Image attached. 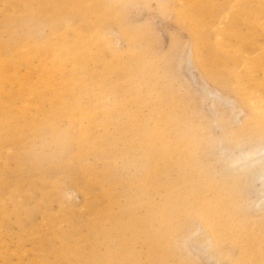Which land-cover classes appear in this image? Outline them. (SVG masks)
I'll list each match as a JSON object with an SVG mask.
<instances>
[{
    "label": "rangeland",
    "instance_id": "rangeland-1",
    "mask_svg": "<svg viewBox=\"0 0 264 264\" xmlns=\"http://www.w3.org/2000/svg\"><path fill=\"white\" fill-rule=\"evenodd\" d=\"M257 146L264 0H0V264H264Z\"/></svg>",
    "mask_w": 264,
    "mask_h": 264
},
{
    "label": "bare ground",
    "instance_id": "bare-ground-1",
    "mask_svg": "<svg viewBox=\"0 0 264 264\" xmlns=\"http://www.w3.org/2000/svg\"><path fill=\"white\" fill-rule=\"evenodd\" d=\"M99 4V3H98ZM201 6V5H200ZM196 14V13H195ZM82 47V46H81ZM96 60V59H95ZM207 65V64H206ZM209 93H211L209 91ZM212 101V100H211ZM255 102V101H254ZM252 105L251 102H248ZM141 104V103H140ZM213 106V105H212ZM233 110V109H232ZM35 127V126H34ZM131 127V125H130ZM153 127V126H152ZM151 128V127H150ZM49 131V130H48ZM51 132V131H49ZM63 132V131H62ZM123 133V132H122ZM65 134V133H64ZM133 134V133H132ZM147 139V138H146ZM145 141V140H143ZM161 150V149H160ZM159 150V151H160ZM229 154V153H228ZM225 155V154H224ZM230 155V154H229ZM15 156V155H14ZM68 157V156H66ZM34 158V157H33ZM51 158V157H50ZM55 158V157H54ZM228 160V159H227ZM46 161V160H45ZM63 161V160H62ZM229 164L236 170H242L244 174L251 171V181L255 184L252 192L258 194V200L255 204L261 208L264 206V146L250 148L248 150L240 151L238 154L232 155L228 160ZM46 163V162H45ZM57 163V161H56ZM31 167V166H30ZM227 168V167H226ZM232 168V169H233ZM27 169V168H26ZM231 169V170H232ZM145 171V170H144ZM17 172V171H16ZM145 173V172H144ZM48 175V174H47ZM195 187V186H194ZM257 196V195H256ZM261 201V202H260ZM252 203V202H251ZM254 204V202H253ZM254 204V205H255ZM256 206V205H255ZM257 207V208H258ZM255 208V207H254ZM258 208V209H259ZM195 233V232H194ZM195 239V238H194ZM195 243V242H194ZM205 246V245H203ZM202 246V247H203ZM207 246V245H206ZM203 249V248H202ZM204 251V250H203ZM202 251V252H203ZM201 253V252H200Z\"/></svg>",
    "mask_w": 264,
    "mask_h": 264
}]
</instances>
